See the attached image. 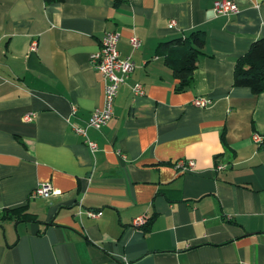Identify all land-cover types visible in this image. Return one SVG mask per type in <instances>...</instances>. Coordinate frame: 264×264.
<instances>
[{
    "label": "crops",
    "instance_id": "obj_1",
    "mask_svg": "<svg viewBox=\"0 0 264 264\" xmlns=\"http://www.w3.org/2000/svg\"><path fill=\"white\" fill-rule=\"evenodd\" d=\"M216 1L0 0V264H264V93L234 86L264 0H235L230 16ZM196 30L205 53L178 93L159 48ZM107 32L137 68L88 130L92 153L74 127L104 106L91 59ZM184 160L193 173H178ZM42 184L52 197H32Z\"/></svg>",
    "mask_w": 264,
    "mask_h": 264
},
{
    "label": "built area",
    "instance_id": "obj_2",
    "mask_svg": "<svg viewBox=\"0 0 264 264\" xmlns=\"http://www.w3.org/2000/svg\"><path fill=\"white\" fill-rule=\"evenodd\" d=\"M214 11L217 16H230L239 14L240 10L235 0H218L214 3ZM176 21H172L174 27ZM121 35L118 32H107L102 40L100 50L92 55V64L94 68L101 73L105 82L104 106L102 109L96 110L82 127H74L76 134L84 138L85 143L92 153L98 151V144L89 139L88 130H100L105 127L114 116L115 101L118 96L120 87L125 84L126 80L135 72L137 65L131 58H122L119 51V43ZM131 46L134 50L142 46V41L134 36L130 39ZM37 49V42L31 44V50ZM132 92L137 96L145 94L142 84L137 83L132 87ZM212 104V101L206 97H198L194 101V105L198 108H206ZM30 116H28L29 119ZM254 141L261 143L263 138L256 134ZM196 162L194 160H184L176 164V169L180 174L193 173ZM53 187L50 184H42L32 193L34 198L48 199L54 195ZM88 215L97 218L100 213L96 211H88ZM147 220L140 217L135 220L136 227H142Z\"/></svg>",
    "mask_w": 264,
    "mask_h": 264
},
{
    "label": "trees",
    "instance_id": "obj_3",
    "mask_svg": "<svg viewBox=\"0 0 264 264\" xmlns=\"http://www.w3.org/2000/svg\"><path fill=\"white\" fill-rule=\"evenodd\" d=\"M46 1L51 3L63 0ZM206 43V33L201 30L161 43L159 53L165 58L177 80L176 92L181 93L192 87L194 73L198 68L200 56L205 53ZM234 86L250 89L255 95L264 93V37L254 42L249 51L238 58ZM25 210L24 207L15 211L21 213L19 217L25 219Z\"/></svg>",
    "mask_w": 264,
    "mask_h": 264
}]
</instances>
